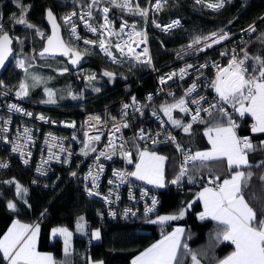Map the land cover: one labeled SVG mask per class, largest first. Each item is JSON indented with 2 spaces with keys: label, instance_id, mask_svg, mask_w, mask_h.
Here are the masks:
<instances>
[{
  "label": "trees",
  "instance_id": "trees-1",
  "mask_svg": "<svg viewBox=\"0 0 264 264\" xmlns=\"http://www.w3.org/2000/svg\"><path fill=\"white\" fill-rule=\"evenodd\" d=\"M79 2L81 0H19V4L26 9V22L34 26L28 28L15 22V19L21 15V8L17 7L16 0H0V17H2L0 18V24L3 25L4 31L10 32L14 37L12 47L15 53H21L30 61L36 59L40 62L41 60L50 59L37 56V52L43 47L45 39L44 34L43 37L37 35V29L41 33L48 31V25L45 22V11L50 8L60 21L61 15L77 6ZM164 7L163 14L165 16L180 15L183 17L185 25L169 32V34L161 35L163 43L151 39L153 62H155L157 68H162L168 64L170 59L173 58L175 48L188 41L190 37L201 35L211 31V29H219L222 24L231 20L229 24L231 29L241 28L245 24L254 21L264 13V0H250L247 5L243 6L239 0H230L221 11L216 12H210L197 6L193 0H168ZM245 52L249 57L264 58V27L241 46L238 54L244 57ZM85 54L90 58L85 63L91 65L97 75H103L107 71L113 73V77L103 75L104 77L97 81L98 86L96 88L85 91L83 100L75 103L72 101H56V103L67 108H95L116 102L119 97L127 96L129 93H131V97H143L156 84L153 73L144 65L132 66L128 62L115 64L96 51ZM60 61L61 64L68 66L67 59L66 61L60 59ZM253 63V60L247 61L248 65ZM70 75L72 76V86L76 88L77 93H80L84 81L80 68L71 69ZM21 77L22 70L16 67L13 60L6 67L0 79L7 86L15 88L22 79ZM95 89H99V91ZM41 93V88L31 89L26 97L41 100L38 99ZM226 121L227 118L221 120L219 113H216L214 123ZM251 121V117L245 115L240 119L239 127L236 130L237 133L250 134L251 142L256 146L255 150L248 152L250 167L245 168V170L250 171L252 176L243 192L250 206L260 217L264 214L262 213V210H264V179H262L264 177V146H261V141H264V134L252 133ZM197 125H199V122L194 123L192 127ZM129 127L128 137L135 158L137 148L141 144L135 138L136 125L130 124ZM179 129V127L176 128V136L183 144L188 145L186 133L183 136ZM189 140L192 141L193 138ZM158 149L166 153L165 180L176 179L178 168L174 150L165 146L158 147ZM189 168L190 174L194 177L207 172L220 178L229 174L224 161H209L205 162L204 166L195 168L190 163ZM8 181L12 183H6ZM16 183H19L27 191L17 195ZM199 187L194 183H188L184 187L176 189L171 187L168 189L167 186L157 188L162 202L157 213L171 212L178 215L183 210L185 215L182 219L168 221L163 225L150 222L151 217L154 215L123 221L101 219L97 215V211L103 207L102 201L85 194L80 186L68 179L67 175L58 181L56 186L43 188L33 185L28 168L23 167L13 159L12 166L0 172V237L5 233V229L10 222L17 218L26 223L39 224L37 249L51 251L55 264H88L89 260L93 258L102 259L104 264H125L137 252L163 235L159 233L161 226L165 227V234L179 223L184 225L181 243L182 245L189 244L191 247L189 250L183 247L179 249L177 258L180 264H193L191 254H195L197 258L202 259L204 264H215L230 253L233 245L227 241H217L216 234L220 229L216 221L211 219L200 220L198 218L201 202L196 198V192ZM10 201L16 204L15 211L7 207ZM42 213L43 215H41ZM81 217H83L85 223L84 234L81 236L73 235L72 248L66 255L63 249V240L58 237H51V227L64 224L74 229L76 222ZM93 228L100 231V239L94 240L91 237ZM0 264H7L3 260L2 254H0Z\"/></svg>",
  "mask_w": 264,
  "mask_h": 264
},
{
  "label": "built area",
  "instance_id": "built-area-1",
  "mask_svg": "<svg viewBox=\"0 0 264 264\" xmlns=\"http://www.w3.org/2000/svg\"><path fill=\"white\" fill-rule=\"evenodd\" d=\"M167 1L161 0L162 9L156 11L153 7L156 0H132L133 7L139 4L141 8L149 9L147 17L135 15L127 11V9L121 10L111 4L110 0H97L95 4H93V0H81L77 6L72 7L61 15L60 22L64 28V36L71 47L77 48L82 53L96 51L111 61L100 49L98 43L100 39H104L106 44L111 41L113 45L111 51L120 61L117 63L128 62L132 66L144 65L153 73L156 84L143 97H134L135 104H133V97L129 93L127 96L119 97L116 102L95 108H67L56 102L54 104L45 103L43 99L35 100L27 97H17L16 92L18 89L7 86L0 79V128L7 129V131L0 132V164L7 165V167H0V172L9 169L12 166L13 159H15L20 165L28 168L31 175V183L43 188L56 186L57 182L67 175L68 179L80 186L85 194L88 195L86 189H92L99 193V195L92 196L104 204L101 210L97 211V215L101 219L123 221L150 217L157 213L162 203L157 188H153L132 176H128L123 183L113 176V172L116 170L132 172L131 166L134 162V154L130 138L128 137L130 124L136 125L135 138L142 146L148 148L165 146L174 150L179 175L184 161V153L189 151L193 153V150L191 146L183 144L179 137L176 136L177 127L171 125L160 110L159 103L162 100L175 98L178 94L186 99L188 107L193 112L197 105L191 103L192 99H199L201 96L205 97L206 99L201 101L203 108H208L211 103H216L217 94L210 86V82L215 78L217 71L213 65L216 64L223 68L227 67L228 61L233 55H236L238 59L243 58L238 54L241 46L264 27V13L241 28L231 29L229 26L231 20L222 24L219 29H211V31L201 35L190 37L188 41L175 48L173 58L170 59L168 64L162 68H157L155 62H153L151 39L159 40L163 43L161 35L169 34V32L185 25V21L180 15L165 16L163 14ZM193 1L196 3V0ZM228 1L230 0H224L223 7L219 9L207 7L208 3H216L217 0H203L202 3L196 4L207 11L216 12L221 11ZM249 1L239 0L242 6L247 5ZM105 7L109 8L107 17L112 22L111 31L113 33H119L121 24L124 21L128 22V27L124 29V33L112 36H108L106 32L103 35L101 34L100 25L104 23L103 8ZM72 13H76V15H72ZM88 13H91V15L89 16ZM66 16H71L70 24H65L64 17ZM81 16L84 17L83 20H81ZM85 21L97 28L98 31L95 33L89 31L85 27ZM173 21H179V24L168 29L166 26L172 24ZM71 24L76 25L77 35L81 37L80 40H76L72 36L70 31ZM133 24L135 25V32L144 33L146 39V43H139L138 46L136 43L132 44L136 53L141 54L140 61L130 56L121 58L120 53L116 52L114 48L115 43L120 42L123 44V41L128 40L127 33L133 31ZM157 24L161 27H156ZM250 26H253L255 31H248ZM47 32L43 31L42 33L46 36ZM212 33H217L218 36L227 35L228 38L221 40L220 43L212 44L211 47H205V43H212L211 40L207 42L202 40L200 44L192 43L195 37H209ZM85 39L97 41V43L85 44ZM134 39L139 42L141 38L134 36ZM189 45L192 46L189 47ZM145 47L148 49L147 57L143 55ZM222 52L226 53V55H221ZM149 58L151 60L150 64L143 62ZM188 65H192V67H188ZM202 65H207V67H201ZM181 68H186V74L183 79H180L179 76ZM172 73H176V75L172 79H167L168 75ZM161 77L165 78V83H161ZM194 82L197 84L196 91L191 96L185 97V91ZM149 96H151V100L148 99ZM13 104L22 109V111H9V105ZM125 104L129 105L127 109L124 108ZM224 107L231 114L232 119L239 124L241 119L239 114L235 113L229 105H224ZM24 112H30L32 115H24ZM154 112L156 115H153ZM215 112L218 111L213 109L212 114ZM207 115L205 112L200 113L201 118ZM39 116H44L45 119L40 120L38 119ZM97 116L100 118L99 121L94 119ZM182 122L185 124L190 123L191 113L186 114ZM125 123H127L128 127H123ZM116 125H120V131L118 132L115 131ZM25 128L30 130L31 140H28L24 135ZM141 129L144 132V139H140ZM85 133L88 136H85ZM96 135L100 136V140L99 142H91V147H95L97 151L91 152L89 150V155L84 156L81 151L84 143L88 142V137ZM169 135L175 137V143L168 139ZM5 137L7 140L4 139ZM239 137H249L251 140V136L248 133H239ZM109 140L115 144L116 154L112 155L111 159H106L104 156H100V152L111 153L113 151L112 148L108 147ZM153 141H156V143H153ZM176 144H179L183 151H178ZM17 145L21 146L20 151L14 152L12 149ZM121 145H123V149H121ZM61 147L64 151H61ZM121 151L131 152L132 163H128L120 155ZM97 156H100L99 161L96 160ZM25 160L28 161L27 164L24 163ZM189 164L187 165L188 173L178 183L174 184L172 183L174 179H169L165 185L168 189L170 187L174 189L181 188L188 183H194L200 187L212 186L209 185L208 181L214 178L215 175L207 172L205 174L200 173L197 177H194L190 174ZM99 165H103L102 172L99 171ZM37 168H40V171H37ZM90 170L94 175L98 173L96 181L98 187L94 188L92 178L88 177ZM73 172L76 173L75 176L72 175ZM86 177L88 178L86 179ZM220 179L222 181V178ZM110 180L113 183L110 184ZM130 193L133 197L132 199L129 198ZM105 197L111 202H106ZM153 198L157 201L155 209L151 213H146V208L152 207ZM128 209L131 211L125 215V211ZM110 212H114L115 216L110 215ZM132 213H135V215H132ZM164 229L165 227L161 226L159 233L164 234ZM187 246V250H189L191 247L189 244Z\"/></svg>",
  "mask_w": 264,
  "mask_h": 264
},
{
  "label": "snow or ice",
  "instance_id": "snow-or-ice-1",
  "mask_svg": "<svg viewBox=\"0 0 264 264\" xmlns=\"http://www.w3.org/2000/svg\"><path fill=\"white\" fill-rule=\"evenodd\" d=\"M97 0H93L95 4ZM203 0H196V3H202ZM224 0H217L216 3H208L207 7L212 9H219L223 7ZM17 7L21 8V15L19 18L15 19L18 24H23L28 28H33L34 26L26 22V9L19 4V0H16ZM110 3L121 10L127 9V11L139 15L141 17H147L149 9L141 8L139 4L133 7L132 0H110ZM156 11L162 9L161 0H156L153 5ZM109 8H103L104 13V23L100 25L101 34L104 32L108 36L119 35L124 33V29L128 27V22L124 21L121 24L120 32L113 33L111 31L112 22L108 20L107 14ZM49 22L52 24L53 32L51 36L47 37V45L44 47L43 51L40 53L41 56L45 54L55 55L60 54L70 57V62L75 65L78 64L81 59V54L79 51L74 50L69 44L59 35V25L56 23V19L51 10L47 13ZM76 15V13H72ZM90 16L91 13H88ZM2 18V17H0ZM84 17L81 16V20ZM65 24L71 23V16L64 17ZM179 21H173L172 24L167 25L168 29L177 26ZM85 27L89 31L95 33L98 31L97 28L93 27L91 24L85 21ZM156 27H161L159 24ZM132 32L127 33L128 40L115 43L114 48L116 52L120 53L121 58L125 56H130L131 58L140 61V53H136L135 49L132 47L133 43L137 46L139 43H146L144 33L135 32V25H132ZM71 34L76 40H80L81 37L77 35L76 25L71 24ZM248 31H255L253 26H250ZM0 68L4 67L5 61L11 54V43L12 40L8 33L4 31L3 25L0 24ZM37 35L43 37L37 29ZM135 37H140L141 39L137 42ZM215 37V39H213ZM227 35H219L217 33H212L209 37H195L193 39V44H200L201 41L207 42L211 40L212 43H205V47H211L212 44L220 43L221 40L227 39ZM85 44H95L97 41L84 40ZM99 47L108 56L113 63L120 62L117 56L113 54L111 48L113 45L111 41L107 44L104 39L99 40ZM192 45H189L191 47ZM127 49V51H125ZM202 50V49H201ZM143 55L148 56V49L145 47L143 49ZM221 55H226L222 52ZM253 60L254 63L251 65L247 64V61ZM145 63L150 64V58ZM18 66L23 68L24 61L20 60L17 62ZM192 67V65H188ZM201 67H207V65H202ZM213 67L217 69L215 78L210 82L211 88L215 90L217 94V102L211 103L208 108H203L201 101L206 98L201 96L199 99H192L191 103L197 105L195 111L193 112L189 107L186 99L184 97L180 98L178 101L172 104H167L161 107V111L167 116L168 121L174 127H181L185 133H189L192 125L194 123H206L203 118H201L200 113L205 112L209 116L212 115V110L218 111L221 120L225 117L227 118V124L217 122L211 126L206 127L204 135L208 139L210 148L204 151L185 152L184 161L180 168L179 175L172 181V183H178L182 177H184L189 169L187 165L189 162L193 167L204 166L205 162L209 161H226L227 168L230 173L228 178L221 181L219 176L208 181V187H204L198 194V200L203 202L204 210L199 214L200 220L211 219L217 222L219 231L216 234L217 241H227L231 245H234V250L226 256L224 259L220 260L218 264H264V214L258 217L257 212L250 206L248 201L245 199L243 189L247 186L248 180L251 178L252 173L245 172L242 169L250 167L248 161V152L255 150V147L249 137H239L236 133V129L239 125L232 119L231 114L224 107V105L231 106L235 113H238L241 118L248 115L252 118L253 123L250 125L252 133L264 134V58L261 57H249L247 52H245L243 58H237L233 55L228 61L227 67H220L214 64ZM26 71V69H25ZM67 71V69H64ZM186 74V68H181L179 71L180 79H183ZM104 76L113 77V73L104 72ZM176 73L169 74L167 79H172ZM34 80L38 81V77H33ZM89 80L95 79V75L88 77ZM161 83H165V78L161 77ZM197 89V84L194 82L186 91L185 97L191 96L193 92ZM99 91V89H95ZM28 95V85L24 82L20 83L19 91L16 92L17 97H26ZM53 93L48 90V100L45 103L54 104L56 101L53 99ZM73 99L77 97L73 96ZM151 100V96L148 97ZM135 98L133 97V104H135ZM129 105L125 104L124 108L127 109ZM178 109L180 112L189 114L191 113V122L183 123L180 119L173 118V110ZM15 110L21 112L22 109L18 108L15 104L9 105V111ZM126 114V113H125ZM24 115L31 116L32 113L24 112ZM153 115H156L154 112ZM159 119V117H157ZM38 119L44 120V116H39ZM99 121V117H95ZM7 123V122H6ZM163 123V121H162ZM73 126V125H68ZM123 127H128L127 123L123 124ZM7 131L6 128H0V132ZM115 131H120V125L115 126ZM30 130L25 128L24 135L28 140L32 137L29 134ZM85 136H88L85 133ZM7 140V138H4ZM75 139V137H73ZM140 139H144V132L141 129ZM173 143H175V137L169 135ZM100 136L88 137V142L84 143L81 149L84 156L89 155V150L91 152H96L95 147H91V142H99ZM156 143V141H153ZM261 146H264V141H261ZM19 145L15 146L12 150L14 152L20 151ZM108 147L112 148L111 153L102 151L100 156H104L106 159H111L112 155H115V144L109 140ZM178 151H183L179 144H176ZM123 149V145H121ZM61 151L64 149L61 147ZM23 155V153H21ZM30 155V154H29ZM122 155L128 163H132L131 152L121 151ZM100 156L96 157L99 161ZM166 157L159 156L155 152H149L143 150L139 152V162L135 165V171L125 172L116 170L113 172V176L120 180L121 183L125 182L128 176L135 177L137 180L146 181L148 184H154L158 187L164 186V175H163V162ZM25 164L28 163L27 160L24 161ZM0 167H7L6 164H0ZM40 171V168H37ZM99 171H103V165H99ZM73 176L76 175L75 172L72 173ZM88 177L92 178L93 187H98L96 181L98 179V173L94 175L90 170ZM86 177V179L88 178ZM191 179V177H190ZM264 179V177H262ZM6 183H12L8 181ZM113 183V181H109ZM89 196L99 195L98 192L92 189H86ZM19 183H16L17 195L26 192ZM146 195V193H144ZM119 198V197H117ZM129 198L132 199L131 193ZM106 202L108 198H104ZM27 203V201H25ZM157 201L155 198L152 200V207L146 208V213H151L155 209ZM7 207L10 210H16V204L9 202ZM131 210L125 211V215ZM264 213V210H262ZM43 215V213L41 214ZM110 215L115 216L114 212H110ZM135 215V213H132ZM185 212L181 210L178 215H166L158 216L155 220H151L154 224H165L168 221L182 219ZM83 220V217H81ZM78 230H82V225L78 224ZM40 228L39 224L35 226L21 223L19 220L13 222L12 226L8 229L7 233L0 238V254L7 264H54L53 257L50 254L41 253L37 251L36 243ZM184 233V229L176 228L171 233L163 234L162 238L156 243L152 244L150 247L146 248L143 252L139 253L132 261L131 264H180L177 253L178 250L183 247L187 249V244H181V237ZM52 235L55 237L57 235L63 237L64 241V252L67 255L69 252L70 241L72 233L68 231L67 228H53ZM100 231L97 229L91 233L93 239H100ZM192 255L193 264H200L195 254ZM95 264H103L102 261L95 262Z\"/></svg>",
  "mask_w": 264,
  "mask_h": 264
},
{
  "label": "rangeland",
  "instance_id": "rangeland-1",
  "mask_svg": "<svg viewBox=\"0 0 264 264\" xmlns=\"http://www.w3.org/2000/svg\"><path fill=\"white\" fill-rule=\"evenodd\" d=\"M14 60L16 67L21 68L18 66L17 62L20 60L24 61V67L21 68L22 70V79L20 82L16 85V89L19 91V86L21 82H24L25 84L28 85V92L31 91V89H38L41 88L42 93L40 94V97L38 99H43L44 101L48 100V90H50L54 95L53 99L55 101H72V102H77L79 100L84 99V94L85 91L91 88H96L98 86V80L102 79L104 76L103 75H97L95 71L93 70V67L87 63H84L83 66L79 67L82 75L84 76V81L81 85L80 93L76 92V88L72 86V76L70 75L71 69L69 66H66L65 64H61L60 59H63L66 61V58L62 55L57 58H51V59H45L41 60L40 62L37 61L36 59H33V61L28 60L24 55L21 53L17 54L15 53ZM60 58V59H58ZM47 66V67H45ZM26 69V71H25ZM64 69H67V71H64ZM77 69V68H76ZM95 75V79L89 80L88 77ZM33 77H38L39 80L36 81L33 79ZM75 96L77 97L76 99H73L72 97ZM253 122V120H252ZM226 125L227 123L224 122ZM137 154L134 158L133 165L131 167L132 172L135 171V165L136 163L139 162V152L143 150H147L149 152H155L159 156L165 157V152L160 151L158 148H148L144 146H140L137 148ZM164 163L163 162V175H164V186L167 184V180H165V174H164ZM135 178V177H134ZM142 182V180H141ZM146 182V181H145ZM151 186H155L156 188H163V187H158L154 184H150ZM166 215H174L171 212H161L160 214L157 213L155 214L152 218V220H155L158 216H166ZM78 224L82 225V230H78ZM67 228L69 232L72 233L71 241H70V247L69 251L72 248L73 244V235L77 234L79 236L84 234L85 231V223L84 219L81 220V218L76 222L75 228L68 227L64 224H59V225H54L51 228ZM52 229H51V237L54 238L52 235ZM96 228L92 229V232L95 231ZM55 237L61 238L63 240V237L57 235ZM63 249H64V241H63ZM43 252H49V251H43ZM50 253H52L50 251Z\"/></svg>",
  "mask_w": 264,
  "mask_h": 264
},
{
  "label": "crops",
  "instance_id": "crops-1",
  "mask_svg": "<svg viewBox=\"0 0 264 264\" xmlns=\"http://www.w3.org/2000/svg\"><path fill=\"white\" fill-rule=\"evenodd\" d=\"M182 97H183V96H177V97L172 98V99H170V100H162V101L159 103V107H160V109H161V107L164 106V105L175 103L176 101H178V100H179L180 98H182ZM216 113H217V112L213 113L211 116H209V115L205 116V117L203 118V120H205L206 123H199V125H197V126H195V127H192L189 133H186V135H185V136H186V139L188 138V142H187V143H188L189 146L192 147L193 153L196 152V151H204V150H207V149H209V148L211 147L210 144L208 143V139H207V137L204 135V131H205L206 127L211 126L212 124H214ZM172 115H173V118H174V119H180L181 121H183V119L186 117V114L180 112L178 109L173 110ZM166 117H167V116H166ZM167 119H168V118H167ZM251 119H252V118H251ZM221 123H224V122H221ZM226 123H227V121H226ZM171 125H172V124H171ZM179 128H180L179 131L182 132V133H183V136H184L185 132L183 131V128H181V127H179ZM235 131H236V133H237V130H235ZM237 135L239 136V133H237ZM190 138H193V140L190 141V140H189ZM165 157H166V156H165ZM165 161H166V159H165ZM224 164L227 166L226 161H224ZM164 168H165V163H164ZM242 170H244L245 172H248V171L245 170V169H242ZM164 171H165V169H164ZM217 175H218V174H217ZM229 175H230V173L227 174V175H225V176H223V177H222V180L225 179V178H228ZM139 181H141V180H139ZM142 182H145V181H142ZM145 183H147V182H145ZM147 184H148V183H147ZM148 185H150V184H148ZM150 186H151V185H150ZM152 187H153V186H152ZM203 188H204V187H199V188H197L198 190H197V192H196V198L198 197L199 192H201V191L203 190ZM197 199H198V198H197ZM245 199H246V198H245ZM200 202H201V208L199 209L200 211H199V213H198V218H199V214H200L201 212H203V210H204L203 202H202V201H200ZM159 214H160V213H159ZM16 220H19L21 223H24V224H29V225H33V226H35L34 224H30V223H28V222L26 223V222H24V221H22V220L16 218V219H14V220H12V221L10 222V224L8 225V227L5 229V233H4V234L7 233L8 229L12 226L13 222L16 221ZM176 228H182V229H184V225L177 223V224L174 225L171 229H169L165 234H167V233H171V232H172L174 229H176ZM95 230H97V229H95ZM91 233H92V231H91ZM4 234H3V235H4ZM3 235H2L0 238H2ZM182 236H183V235H182ZM91 237H92V236H91ZM161 238H162V236L159 237V238H157L156 241L150 243L148 246H146V248L150 247L152 244L156 243V242H157L158 240H160ZM94 240H97V239H94ZM181 240H182V237H181ZM37 243H38V238H37ZM37 243H36V248H37ZM181 244H182V243H181ZM146 248H144L143 250L137 252L136 255H134V257H133L129 262H126L125 264H131V261H132V260H133V259L139 254V253L143 252ZM233 250H234V245H233V248H232V250L230 251V253H231ZM37 251H39V252H41V253L50 254V255L53 257V254L50 253V251H49V252H43V251H45V250H40V249H39V250L37 249ZM178 251H179V250H178ZM230 253H228L226 256H228ZM177 255H178V254H177ZM226 256H224L222 259H224ZM197 259L200 261V264H204V261H203L202 259H199V258H197ZM222 259H221V260H222ZM53 260H54V258H53ZM98 261H102L103 264H104V261H103L102 259H94V258L91 259V260H89L88 264H95V262H98ZM5 262H7V261H5ZM218 262H219V261H218ZM218 262H216L215 264H218ZM54 264H55V260H54Z\"/></svg>",
  "mask_w": 264,
  "mask_h": 264
},
{
  "label": "water",
  "instance_id": "water-1",
  "mask_svg": "<svg viewBox=\"0 0 264 264\" xmlns=\"http://www.w3.org/2000/svg\"><path fill=\"white\" fill-rule=\"evenodd\" d=\"M49 10H51V9L49 8V9H47V10L45 11V22H46L47 25H48V32H47V35L45 36V39H44V41H43V47L37 52V56H38L39 58L42 57V58H50V59H51V58H57V57H60V56H62V55H60V54H55V55H48V54H45L44 56H41V55H40V53L43 51L44 47L47 45V37H48V36H51V35H52V32H53L52 24L49 22V18H48V15H47V13H48ZM51 11H52V10H51ZM52 13H53V15H54V17H55V19H56V23L59 25V35H60L61 38L65 41V43H67V42H66V39H65V36H64V33H63V26H62V23L59 21V19H58L57 15L55 14V12L52 11ZM5 32L8 33L9 37H10L11 40H12V43H11V46H10L12 51H11V54L8 56L7 60L5 61L4 67L0 68V77H1L2 73L5 71L6 67L9 65V63H10V62L12 61V59L14 58L13 56H14V54H15V50H14V48L12 47V44L14 43V37L10 34V32H8V31H5ZM0 34H3V33H0ZM67 44H68V43H67ZM72 48H73L74 50H76V51H79L77 48H75V47H73V46H72ZM79 52H80V54H81V59H80L79 63H78V64H75V65H73V64L70 62V57H69V56H65V57L67 58L68 66H70L71 69L81 67V66L84 65L85 62H87V61L90 60V58H89V56H88L87 54H85L84 52L82 53L81 51H79Z\"/></svg>",
  "mask_w": 264,
  "mask_h": 264
},
{
  "label": "bare ground",
  "instance_id": "bare-ground-1",
  "mask_svg": "<svg viewBox=\"0 0 264 264\" xmlns=\"http://www.w3.org/2000/svg\"><path fill=\"white\" fill-rule=\"evenodd\" d=\"M94 199V198H93Z\"/></svg>",
  "mask_w": 264,
  "mask_h": 264
},
{
  "label": "flooded vegetation",
  "instance_id": "flooded-vegetation-1",
  "mask_svg": "<svg viewBox=\"0 0 264 264\" xmlns=\"http://www.w3.org/2000/svg\"><path fill=\"white\" fill-rule=\"evenodd\" d=\"M67 59V58H66Z\"/></svg>",
  "mask_w": 264,
  "mask_h": 264
}]
</instances>
